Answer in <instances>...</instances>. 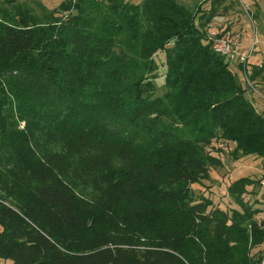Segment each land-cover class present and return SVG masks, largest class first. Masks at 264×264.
<instances>
[{"label": "trees", "instance_id": "obj_1", "mask_svg": "<svg viewBox=\"0 0 264 264\" xmlns=\"http://www.w3.org/2000/svg\"><path fill=\"white\" fill-rule=\"evenodd\" d=\"M225 1L0 0V264L262 262L261 178L228 209L193 188L218 142L264 157V109L207 35Z\"/></svg>", "mask_w": 264, "mask_h": 264}, {"label": "rangeland", "instance_id": "obj_2", "mask_svg": "<svg viewBox=\"0 0 264 264\" xmlns=\"http://www.w3.org/2000/svg\"><path fill=\"white\" fill-rule=\"evenodd\" d=\"M20 3H24L30 8H33L36 13L41 15L44 11H50L53 8L57 7L62 0H19ZM133 2H137L142 4L143 0H131ZM186 6L191 8L192 10H197L198 7L205 0H180ZM220 1V0H219ZM221 4L219 2V6L217 7L216 15L211 19L210 23L207 25V35L212 38L213 32L218 30L225 29V24L232 25L233 23L239 22L241 18H243L242 14L237 11L235 8L236 3H239V0H226ZM204 8L208 9V3L204 4ZM45 9V10H44ZM208 15V13H207ZM244 15V14H243ZM206 16V15H205ZM229 28V27H226ZM165 51L158 52L154 58L158 64H162L166 62V53ZM231 69L236 73L237 78H243V85L248 87L246 92V96L257 105V107L261 110L264 109V97L259 95L257 92L251 90L250 86L247 84L245 79L244 71L239 67L238 64L231 62ZM164 68V67H163ZM162 65L157 70L158 78L155 79V83L157 85L156 95H163L167 88L164 86V78L162 77L164 74V69ZM250 74V69H249ZM251 79V78H249ZM241 79H238L239 82ZM253 82V80L251 79ZM216 149L220 151L214 152L218 155L223 161L224 166L216 169H212L210 171V178L205 181L204 184H194L193 188L197 194L208 196L212 199L215 206H220L223 209H228L235 206V202L231 199L228 193V186L230 183L239 177L250 176L254 179L261 178V183L256 184L254 186H249V192L245 195V198L249 200L254 207H259L262 211L257 216L258 218L264 219V182L262 180V172L264 169V163L262 159L255 157H245L241 156L238 159H235L231 151L233 149V145L227 144L225 142L216 143ZM258 201L259 203H256ZM264 245L258 247L262 248ZM10 260L6 261V264H11Z\"/></svg>", "mask_w": 264, "mask_h": 264}, {"label": "crops", "instance_id": "obj_3", "mask_svg": "<svg viewBox=\"0 0 264 264\" xmlns=\"http://www.w3.org/2000/svg\"><path fill=\"white\" fill-rule=\"evenodd\" d=\"M251 12V17L247 18L242 7L239 3H236L235 8L242 14L243 18L239 22L232 25L225 24L226 27H232L235 29L243 28V46L245 49L250 48L254 43L252 54L246 65H239V67L249 74L253 72V83L259 85L264 92V0H243ZM240 2V0H239ZM244 14V15H243ZM246 18V19H245ZM253 68H257L253 70ZM240 83L243 84V78Z\"/></svg>", "mask_w": 264, "mask_h": 264}, {"label": "built area", "instance_id": "obj_4", "mask_svg": "<svg viewBox=\"0 0 264 264\" xmlns=\"http://www.w3.org/2000/svg\"><path fill=\"white\" fill-rule=\"evenodd\" d=\"M240 5L247 18H250L251 12L247 4L243 0H240ZM243 33V28L235 29L232 27L213 32L212 40L214 51L227 58L230 62H234L238 65H246L252 54L254 43L250 46V48L245 49L243 46ZM244 74L246 76V82L250 86L251 90L264 97V92L259 85L253 83L249 79L246 72ZM262 161L264 163V157L262 158ZM262 180L264 182V169L262 172ZM260 264H264V256Z\"/></svg>", "mask_w": 264, "mask_h": 264}]
</instances>
